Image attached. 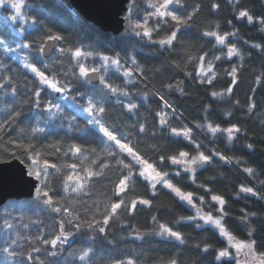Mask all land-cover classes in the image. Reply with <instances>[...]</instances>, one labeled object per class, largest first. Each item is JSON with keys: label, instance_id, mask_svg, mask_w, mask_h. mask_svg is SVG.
Segmentation results:
<instances>
[{"label": "trees", "instance_id": "trees-1", "mask_svg": "<svg viewBox=\"0 0 264 264\" xmlns=\"http://www.w3.org/2000/svg\"><path fill=\"white\" fill-rule=\"evenodd\" d=\"M157 9L172 11L184 23L156 14ZM241 11L252 21L241 17ZM130 13L133 25L126 19L124 32L114 36L85 22L68 0H23L19 14L11 5H0V40L13 49L0 46V160L18 159L29 170L22 155L27 152L39 165L35 171L43 176L42 169H48V187L39 186L47 197L11 200L0 208V264H236L224 257L217 260L219 251L252 241L249 264H262L264 0H132L125 18ZM136 31L149 35L142 38ZM173 31L171 45L152 42L167 39ZM211 32L224 43L205 35ZM52 36L60 37L61 46L44 59L40 49ZM229 49H235L231 57ZM76 51L82 55L76 57ZM22 61L60 85H70L61 113L51 117L46 111L45 102L54 103L60 95L46 86L41 107L36 106L34 91L41 85ZM81 65L95 67L104 78L101 84L91 85L81 76ZM85 97L125 148L108 141L90 122ZM130 104L137 107L130 109ZM100 106L104 113H98ZM209 125L219 131L213 133ZM182 152L188 155L181 157ZM201 154L208 160H199ZM173 159L181 162L174 164ZM149 164L162 176L167 173L164 180L173 188L191 193V205L163 182L153 189L140 175ZM76 185L83 187L73 191ZM213 195L225 201L226 216ZM115 204L121 206L113 214ZM196 208L222 218L234 239L204 223ZM106 216L111 218L100 232ZM161 224L178 231L184 243L157 235ZM61 225L67 241L53 247L46 241L61 235ZM5 248H14L18 255L10 256ZM85 251L89 255L82 261Z\"/></svg>", "mask_w": 264, "mask_h": 264}, {"label": "snow or ice", "instance_id": "snow-or-ice-1", "mask_svg": "<svg viewBox=\"0 0 264 264\" xmlns=\"http://www.w3.org/2000/svg\"><path fill=\"white\" fill-rule=\"evenodd\" d=\"M171 2H172V0H166V3H171ZM3 4H4V0H0V5H3ZM11 7L13 9H15L17 14L20 13L21 6L19 4L13 3L11 5ZM153 7H154V5H153ZM165 7H166V5H165ZM156 14L161 15V16H164V15L171 16L172 20L177 21L178 24H183L184 23V21L181 20L180 17H178L177 15H174L172 11L161 12L159 9H157V13ZM239 15L241 17H247L249 22H251L252 19H253V17L250 16L246 11H241L239 13ZM12 18L14 20L16 19L15 16L12 17ZM190 18L191 17H189V19ZM126 19H127L128 23H129V26L131 27L133 25V20L131 18V13L129 14L128 17H126ZM261 23H264V21H261ZM135 27L139 28L140 25L137 24V25H135ZM135 34L137 36H141L142 38H143V36H148L149 35L148 32L141 33L140 31H136ZM205 35L214 36V37L217 38V40H219V42L221 44L224 43L223 37L217 36V34L215 32L205 33ZM50 38L53 39V40H59L60 39L59 36H52ZM175 39H176V31H173L171 33V35L167 39H161L159 41H152V42H158L161 46H164V45H171L173 40H175ZM0 46H4L9 52L13 51V49L9 45H6L3 40H0ZM254 46L255 47H259V45H254ZM20 47H28V45L21 44ZM43 50H44L43 48L40 49V51H43ZM234 54H235V49H229L228 53H227V56L231 57ZM74 55L76 57H80L82 55V53L80 51H76L74 53ZM89 55H91V53H89ZM193 58L195 59V57H193ZM13 59H15V57ZM103 59H104V61H107L108 58L104 57ZM217 59H219V57H217ZM239 59L243 60L244 57L240 56ZM22 63H23V66H24L25 69H30V71L35 74V77L38 78L39 84L41 85V87L39 89L34 91V97H35L34 103L36 104L37 107H41V99H40L41 98V92L45 91L46 88L50 89L51 91H53L56 94H60L62 96L63 100H68L70 98L68 95H64V93H67V92L71 91L70 85H68V84L60 85L58 81H53L52 79H49V77L45 74V72L40 71L39 68L36 65H34V64L30 65V64H28L26 62H23V61H22ZM114 63L118 64L119 61H115ZM133 63H135V61H133ZM44 67L47 68V65H45ZM89 71L95 73L98 70L95 67H93V68H91L89 70L87 67H84L83 65H81L79 67L80 75L83 76V77H88L89 78V82H90L92 77L89 76ZM235 72H236V69L233 68L232 69V74L234 75ZM124 75L125 76H130L131 74L129 72H124ZM100 79L103 80L104 79L103 76H101ZM45 86H46V88H45ZM3 87H4V84H0V89H2ZM12 91L14 92L15 89H13ZM111 91L113 93H115L117 91V89L116 88H112ZM181 91H183V90L181 89ZM228 91L231 92V88H229ZM212 94H213V96H219L220 95L219 93H216V92H213ZM124 95L127 96L128 93L125 92ZM85 98L88 100V107H86L84 109V111L87 112L89 117L91 118L90 122L99 126V132L102 134L103 137L107 138L108 141H110V142L111 141H115L117 144L120 145L121 149L125 148L126 144L120 143V141L117 140V136L113 133V131H110L107 127H105V125L103 123H101V118L98 115L93 113V107H94L93 101L90 98H88V97H85ZM45 103L47 104L46 111L50 113L51 117H55L57 114L61 113V104L60 103H55L54 104L51 101H46ZM77 106L79 107V105H77ZM136 107L137 106L135 104H130V109H134ZM53 109H55V111H53ZM97 111H98V113H104L105 109H104V107L100 106ZM249 111H251V108L249 109ZM16 115L19 116L20 113L17 112ZM72 119L75 120V117H72ZM209 128L211 129V131L213 133H216V132L219 131L218 127H212L211 125H209ZM23 131H24V129L21 128L20 132H23ZM32 131L33 132L43 133L44 129L43 128H34V129H32ZM139 131L143 132L144 128L141 127L139 129ZM173 131H175V130H173ZM227 131L229 133V142H231V139H232L231 133L233 132V128H229V129H227ZM237 131H239V130H237ZM248 147H251V145H249ZM76 150L79 151L80 149L77 148ZM106 151H108L110 155L112 154L110 149H106ZM128 152L131 153L132 150L129 148ZM22 155L24 156V158L26 160L29 161V171L27 173H25V175L34 176L37 181H39L42 185H44L45 188H47L48 185L45 184V178L48 176V169L46 167L42 169V171L44 173V175L42 176L39 171H35V169L37 167H39V165H37L36 163L32 162V158L28 155V153L24 152V153H22ZM187 155H188L187 153H183V152L180 153L181 157H185ZM198 159L202 160V161H207L208 157L204 156L203 154H201L198 157ZM180 162L181 161L176 160V159L172 160V163H174V164L175 163H180ZM195 162H196V160L194 159L193 163H195ZM53 167H55V166H53ZM151 167L152 166L149 164L148 168H151ZM57 171H59V169H57ZM245 171L251 173L252 169L248 168V169H245ZM140 175L141 176H145L143 171H141ZM166 175H167V173H164L163 176H162V174L160 172H155V175L151 176V180L153 181V183L151 184V187L153 189H155L156 185L158 183L163 182L164 187L171 188L181 200H185L189 204H191L192 203V194L191 193H187L186 194V193L182 192L179 188H173V185L170 182H167V181L164 180V176H166ZM73 179H74L73 176H68L67 177V180H69V181L73 180ZM145 179H148V177L145 176ZM80 187H83V185L74 186L73 187V191H77ZM33 188L35 189L36 195L38 197L41 196V194L44 197L48 196L47 191H43L42 192V189L39 188V187H36L35 184H33ZM64 190L67 191V186L65 187ZM242 191L251 193L253 190L251 188H243ZM153 195H155V192H153ZM211 199L213 201H218L219 202L220 211L223 213L224 216H226L227 213L224 212V210H223V205L225 204V201L218 195H213L211 197ZM44 203L48 204V203H50V200L49 199H45ZM121 203H123V201H121ZM141 203L147 205L150 202L147 201V200H143V201H141ZM120 206H121L120 204H115V205L112 206L113 214L115 213L116 209L120 208ZM132 207L133 208L135 207V202H133ZM53 210L57 211V212L60 211V209H53ZM196 216L199 217L201 220H203L204 223L214 225L215 228H217L219 230V234L221 236H227L229 241L234 239V237L229 235V233L227 231H225V228L222 226V218H213V216L211 214L204 215L200 208H196ZM110 218H111V216H106L104 218V220L102 222V226H100L99 229H98L100 232H104L105 231V227L103 225H107ZM189 219H192V218H189ZM153 220L156 221V217H153ZM97 223L99 224L101 222L97 221ZM88 226L92 227L91 223H89ZM159 227H160L161 231L157 232V235L165 236L167 234V236H169V237H174L176 239V241H178L179 243H181V244L184 243V241H183V239L181 237V234L178 231H173L172 228L167 227L166 225H163V224L159 225ZM60 228H61V235H57L55 237V239H52L50 241H46L47 243H50L53 247L57 246V242L58 241L60 242L61 245L67 241V235L64 234L63 225H61ZM68 235H70V233ZM18 238L19 237H17V239ZM15 242H16L15 240H12L9 243L15 244ZM254 243H255V241H252L251 243H249L247 245L238 244L237 245V253H239V251H240V249L242 247H247L248 250H249V253H250L252 251ZM207 250H208V246H205L204 251L206 252ZM4 251L8 252V254L10 256L18 255V253H16L14 248L11 251H9L8 248H5ZM36 251H39V249H36ZM53 255H55V253H53ZM88 255H89V253L87 251H85L83 253V256L80 257V259L83 261L86 257H88ZM228 255H229V253H228L227 250L219 251L218 256H217V260H219L221 257H227ZM246 255H247V253H246ZM28 259H31V257H28ZM128 264H132V262L129 261ZM171 264H175V261L171 262ZM262 264H264V262H262Z\"/></svg>", "mask_w": 264, "mask_h": 264}, {"label": "water", "instance_id": "water-1", "mask_svg": "<svg viewBox=\"0 0 264 264\" xmlns=\"http://www.w3.org/2000/svg\"><path fill=\"white\" fill-rule=\"evenodd\" d=\"M132 0H68L85 22L95 26L104 34L121 35L126 27L125 15ZM61 39H49L43 46L42 56L49 59L61 46ZM92 77L85 79L91 85L101 84V74L90 72ZM28 168L18 159L3 162L0 160V208L11 200L33 199L36 195L33 184L40 186L34 176H27Z\"/></svg>", "mask_w": 264, "mask_h": 264}, {"label": "rangeland", "instance_id": "rangeland-1", "mask_svg": "<svg viewBox=\"0 0 264 264\" xmlns=\"http://www.w3.org/2000/svg\"><path fill=\"white\" fill-rule=\"evenodd\" d=\"M13 3L19 4L21 6L23 3V0H9V1L4 0V4L7 6L12 5ZM65 101L66 100H63L62 96L59 95L57 100L54 102V104L60 103L61 107H62L63 103H65ZM53 111H55V109H53ZM142 171L144 172L145 176L148 177L147 180H149L151 183H153V181L151 180V176L155 175L154 169L152 167L148 168V166L144 165ZM174 194H175V192H174ZM183 201L186 202L187 204H189L187 201H185V200H183ZM213 218H219V217H213ZM237 245H238V243L233 244L232 250L228 251L229 255L227 257H224V258L233 259L236 264H249L251 262V258H249L250 253H249L248 248L242 247L240 249L239 253H237ZM240 245H247V244H240ZM246 253H247V255H246Z\"/></svg>", "mask_w": 264, "mask_h": 264}]
</instances>
